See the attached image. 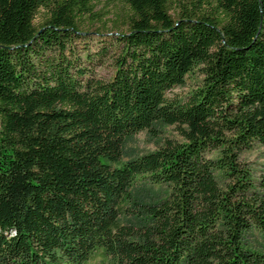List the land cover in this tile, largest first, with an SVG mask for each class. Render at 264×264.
<instances>
[{"label": "trees", "instance_id": "1", "mask_svg": "<svg viewBox=\"0 0 264 264\" xmlns=\"http://www.w3.org/2000/svg\"><path fill=\"white\" fill-rule=\"evenodd\" d=\"M158 121L185 140L125 159ZM256 144L264 0H0V264H264Z\"/></svg>", "mask_w": 264, "mask_h": 264}, {"label": "rangeland", "instance_id": "2", "mask_svg": "<svg viewBox=\"0 0 264 264\" xmlns=\"http://www.w3.org/2000/svg\"><path fill=\"white\" fill-rule=\"evenodd\" d=\"M102 72L106 75L108 74L106 69ZM202 80L203 73L201 68L199 65L195 66L189 73H187L185 80L181 85L168 92V97L171 99L186 101L195 93L198 87L201 86ZM167 140L182 142L185 139L176 125L167 124L162 121L155 122L150 129L140 131L127 139L124 149V157L125 159H130L152 152L164 146ZM241 162L250 169L255 182H259L264 178V146L256 144L252 150L243 152L241 154ZM166 189V184L156 185L149 180L139 178L134 183L132 192L139 202L152 203L159 198H163ZM127 221L128 220H126V222ZM247 236L250 241H257V239H259L255 230L250 231ZM102 263V253L91 261V264Z\"/></svg>", "mask_w": 264, "mask_h": 264}]
</instances>
